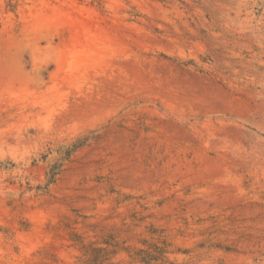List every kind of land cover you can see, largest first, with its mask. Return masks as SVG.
<instances>
[{"label":"rangeland","instance_id":"obj_1","mask_svg":"<svg viewBox=\"0 0 264 264\" xmlns=\"http://www.w3.org/2000/svg\"><path fill=\"white\" fill-rule=\"evenodd\" d=\"M0 76V264H264V0H0Z\"/></svg>","mask_w":264,"mask_h":264},{"label":"bare ground","instance_id":"obj_2","mask_svg":"<svg viewBox=\"0 0 264 264\" xmlns=\"http://www.w3.org/2000/svg\"><path fill=\"white\" fill-rule=\"evenodd\" d=\"M152 4V3H151ZM122 6V5H121ZM76 7V6H75ZM56 7H50L47 5V7H43L38 11L36 10V13L34 14L33 17H35L37 23H44L46 25H50L52 21L55 20H62L66 21L69 20V22L73 23L75 20L72 18L70 15H67V13H61L58 9H55ZM47 9H51V11H48ZM38 11V12H37ZM69 14V13H68ZM35 21V20H34ZM51 21V22H50ZM33 22V21H32ZM50 22V23H49ZM67 22V21H66ZM49 23V24H48ZM32 24V23H31ZM53 25V24H52ZM86 25V26H84ZM31 26V25H30ZM35 26V25H33ZM31 26V27H33ZM59 26V25H58ZM80 32L76 34L73 38L72 46L67 52L66 57V63H65V71L66 75L63 77L66 83L72 84V85H77L80 86L81 82L84 81V78L88 79L89 73L91 71H96L99 69H102L100 71H104L107 69L106 67L108 65H117L118 66H127L128 60L122 59V48H121V43L123 41H120L117 37H115L114 34H112L109 31H106L103 28L100 27H92L88 23H82L80 24ZM34 28V27H33ZM40 28V26H39ZM41 29V28H40ZM45 29V28H44ZM144 34V33H143ZM218 42V41H217ZM126 47L123 48L125 50ZM127 50V49H126ZM126 56V55H125ZM129 64H131L129 62ZM106 68V69H105ZM118 69V68H117ZM136 70V69H135ZM107 71V70H106ZM105 71V72H106ZM111 71V70H110ZM138 71V70H137ZM99 72V71H98ZM117 73V72H116ZM139 73V72H138ZM12 75V72L10 73ZM9 74V75H10ZM110 74V73H108ZM115 74V73H114ZM140 74V73H139ZM8 75V74H7ZM122 75V74H120ZM119 75V76H120ZM2 76V75H1ZM0 76V77H1ZM19 76V75H18ZM139 76V75H138ZM5 77V76H4ZM8 77V76H6ZM12 77V76H11ZM145 77V76H144ZM10 78V77H9ZM22 78V77H21ZM81 79H83L81 81ZM94 79V78H93ZM120 79V77H119ZM129 79V78H128ZM144 79V78H142ZM123 80V79H122ZM6 81V80H5ZM124 81V80H123ZM7 82V81H6ZM20 82V81H19ZM63 82V81H62ZM87 82V81H86ZM85 82V83H86ZM18 83V82H17ZM10 84V83H9ZM9 84H2L1 89L4 91L11 93L14 92V87L9 85ZM140 84V83H139ZM17 85V84H16ZM22 86V85H21ZM68 86V85H67ZM82 86V85H81ZM64 87V86H62ZM78 88V87H77ZM22 89V88H21ZM23 89L25 91L26 87ZM28 89V88H27ZM69 89V88H68ZM61 91V89H59ZM58 90V91H59ZM27 91V90H26ZM30 91V90H29ZM63 92V91H61ZM19 93H23L22 91L19 90ZM19 95V94H18ZM204 95V94H203ZM61 97V94H60ZM207 97V96H205ZM49 98V97H48ZM46 97V99H48ZM212 98V97H211ZM42 102L44 100H41ZM33 102V101H32ZM48 102V101H47ZM46 101L44 103H47ZM34 103V102H33ZM51 111V110H50ZM49 112V111H48ZM214 131V130H213ZM208 134V133H207ZM207 138V137H206ZM23 139V138H22ZM229 139V138H228ZM209 140V139H208ZM227 140V139H223ZM234 140V139H233ZM210 141V140H209ZM238 141V140H237ZM220 142V141H219ZM226 146V143L223 142ZM231 143V140L230 142ZM238 143V142H237ZM217 144V143H215ZM223 144V145H224ZM236 144V143H235ZM222 145V144H221ZM222 145V146H223ZM234 145V143H233ZM232 145V146H233ZM223 146V147H225ZM227 147V146H226ZM225 147V151H227ZM238 147V146H237ZM236 150V148H235ZM243 150V149H242ZM241 151V150H240ZM244 151V150H243ZM237 154V153H234ZM229 155V154H228ZM238 156L242 159L247 158V156L244 153L238 154ZM249 158V157H248ZM254 157L253 160H255ZM258 159V158H257ZM246 160V159H245ZM244 160V161H245ZM210 161V160H209ZM208 161V162H209ZM249 161V160H248ZM213 163V162H212ZM211 163V164H212ZM215 163V162H214ZM254 163V162H253ZM262 163V161H260ZM258 164V163H257ZM206 165V164H205ZM259 165V164H258ZM217 166H219L217 164ZM209 168L211 166L209 165ZM29 239V238H28Z\"/></svg>","mask_w":264,"mask_h":264}]
</instances>
